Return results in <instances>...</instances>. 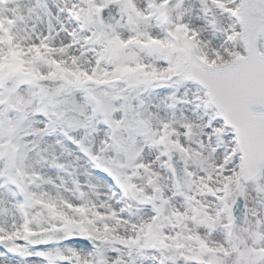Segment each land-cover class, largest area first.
Instances as JSON below:
<instances>
[{"label":"snow or ice","instance_id":"obj_1","mask_svg":"<svg viewBox=\"0 0 264 264\" xmlns=\"http://www.w3.org/2000/svg\"><path fill=\"white\" fill-rule=\"evenodd\" d=\"M0 264H264V0H0Z\"/></svg>","mask_w":264,"mask_h":264}]
</instances>
